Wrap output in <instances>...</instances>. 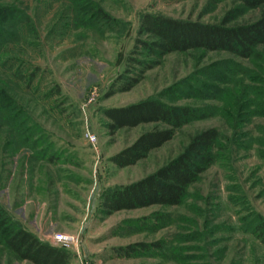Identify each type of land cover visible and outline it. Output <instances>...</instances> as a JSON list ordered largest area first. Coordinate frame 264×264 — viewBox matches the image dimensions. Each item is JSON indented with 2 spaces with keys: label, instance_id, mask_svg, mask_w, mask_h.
Masks as SVG:
<instances>
[{
  "label": "rangeland",
  "instance_id": "rangeland-1",
  "mask_svg": "<svg viewBox=\"0 0 264 264\" xmlns=\"http://www.w3.org/2000/svg\"><path fill=\"white\" fill-rule=\"evenodd\" d=\"M0 6L6 31L0 37V205L13 219L43 241L55 231L76 234L67 264H264L257 229L264 221V43L250 58L170 52L130 90L106 94L129 67L142 13L236 25L256 19L264 5L0 0ZM150 96L198 108L199 117L145 158L117 167L111 155L162 124L110 133L103 109ZM209 127L219 134L213 161L180 204L100 214L103 190L153 172ZM134 243L146 246L116 255L115 247ZM0 264L32 263L0 244Z\"/></svg>",
  "mask_w": 264,
  "mask_h": 264
},
{
  "label": "trees",
  "instance_id": "trees-1",
  "mask_svg": "<svg viewBox=\"0 0 264 264\" xmlns=\"http://www.w3.org/2000/svg\"><path fill=\"white\" fill-rule=\"evenodd\" d=\"M236 1L247 8L264 5V0ZM3 10L5 8L0 6V11ZM5 33L0 28V37ZM263 43L264 10L256 19L236 25H228L225 20L205 23L145 12L139 17L137 37L127 58L129 67L114 78L106 94L130 90L143 78L145 71L159 64L163 56L170 52L203 49L227 51L241 58H250ZM198 111V108L166 103L157 96L104 108L103 114L109 120L107 127L110 133L141 123L162 124L141 132L129 145L111 155L109 161L117 167L135 164L151 150L170 140L183 124L198 118ZM218 137L214 127L197 131L189 138L183 151L153 172L130 183L103 190L99 195L100 214L107 216L114 211L155 204H180L188 187L212 163V152ZM257 229L260 236H264L263 220L258 223ZM0 244L18 259L32 264H67L70 258L68 249L41 240L13 219L1 205ZM139 246L146 245L134 243L117 246L114 250L117 256L129 257L137 253Z\"/></svg>",
  "mask_w": 264,
  "mask_h": 264
},
{
  "label": "built area",
  "instance_id": "built-area-1",
  "mask_svg": "<svg viewBox=\"0 0 264 264\" xmlns=\"http://www.w3.org/2000/svg\"><path fill=\"white\" fill-rule=\"evenodd\" d=\"M85 136L89 142L95 144L96 137L89 129H86ZM45 240L51 245L72 249L77 246L79 238L76 234L70 232L55 231L46 236Z\"/></svg>",
  "mask_w": 264,
  "mask_h": 264
}]
</instances>
